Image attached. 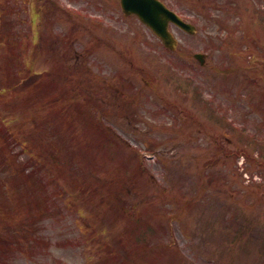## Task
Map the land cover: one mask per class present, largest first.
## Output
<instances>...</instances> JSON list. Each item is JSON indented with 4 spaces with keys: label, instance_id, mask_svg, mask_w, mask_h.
I'll use <instances>...</instances> for the list:
<instances>
[{
    "label": "rangeland",
    "instance_id": "374dc122",
    "mask_svg": "<svg viewBox=\"0 0 264 264\" xmlns=\"http://www.w3.org/2000/svg\"><path fill=\"white\" fill-rule=\"evenodd\" d=\"M49 1L32 2L34 47L28 1L0 0V264H264V144L248 138L264 121V84L251 86L255 97L233 78L232 89L219 94L222 85L211 87L208 65L168 61L192 50L210 53L202 29L219 31L230 0H214L209 8L203 0H166L201 29L189 35L172 28L180 44L174 54L141 23L116 19L119 9L64 0L75 6L48 12ZM84 9L112 20L91 21ZM100 37L106 42L98 43ZM183 74L191 76L190 89H201L210 103L218 97L246 129L228 140L218 134L224 152L214 150L212 129H227L207 125L210 115L199 101L177 96L187 91ZM37 208L44 210L39 227L29 221H37ZM130 208L152 230L138 231ZM242 209L248 218L235 225ZM25 216L21 233L7 226L23 224ZM148 239L156 244L145 248ZM252 241L259 262L232 250Z\"/></svg>",
    "mask_w": 264,
    "mask_h": 264
},
{
    "label": "water",
    "instance_id": "95a60500",
    "mask_svg": "<svg viewBox=\"0 0 264 264\" xmlns=\"http://www.w3.org/2000/svg\"><path fill=\"white\" fill-rule=\"evenodd\" d=\"M152 1V2H150ZM124 4L131 10L138 12L140 15H146L145 21H147L152 28L161 36L164 43L171 46L172 38L170 33L167 31L168 19L173 20L175 23L180 24V21L173 13L164 9L162 5L156 0H122ZM137 4L138 7L145 13H142L140 9H136L134 6ZM161 8L162 10H160ZM149 15V16H147ZM181 25V24H180Z\"/></svg>",
    "mask_w": 264,
    "mask_h": 264
}]
</instances>
